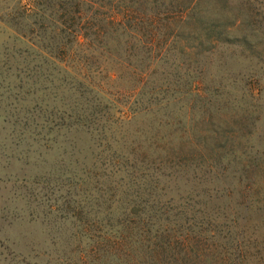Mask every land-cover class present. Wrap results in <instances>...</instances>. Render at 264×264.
Segmentation results:
<instances>
[{"label":"rangeland","instance_id":"374dc122","mask_svg":"<svg viewBox=\"0 0 264 264\" xmlns=\"http://www.w3.org/2000/svg\"><path fill=\"white\" fill-rule=\"evenodd\" d=\"M75 1L0 0V264H143L145 235L174 246L188 236L202 252L207 221L228 237L220 242L238 241L248 263L264 255V209L245 208L264 197V178H237L239 163L264 161V0H227L241 18L227 37L198 46L191 39L183 56L172 50L139 94L127 92L125 78L85 93L95 107L84 111V126L74 118L73 78L45 54L59 45V21L74 15ZM93 1L81 10L109 2ZM209 6L206 15L216 11ZM194 79L202 100L183 94ZM169 117L188 132L185 141ZM182 142L232 152L217 168L165 154ZM253 178L263 193L236 192ZM113 234L126 236L127 256L107 252L102 238Z\"/></svg>","mask_w":264,"mask_h":264},{"label":"trees","instance_id":"16d2710c","mask_svg":"<svg viewBox=\"0 0 264 264\" xmlns=\"http://www.w3.org/2000/svg\"><path fill=\"white\" fill-rule=\"evenodd\" d=\"M226 1L109 0L104 5H98L102 11L98 12V8L93 14H89L81 10V6L84 3H94L92 5L94 6L95 1L76 0L74 15L62 13L63 18L59 21L61 27L58 29L63 36L61 35L59 45L54 51H45L48 57L59 64L63 73L73 78L71 87L76 97L72 109H77L74 112V118L82 126L86 125L88 120L84 111L89 107H95L92 99L85 93H103L107 83L125 78L131 82L129 86L132 87L127 92L131 93V96L139 94L154 73L157 63L163 61L169 53H172V50L177 48L176 51L183 56L190 49L191 45L189 46L188 42L191 39L193 42L196 40L195 44L198 46L204 41L214 44L227 37L228 31L237 26L241 18L238 15L231 17L229 9L224 5ZM206 2L211 6L208 10H216L215 13L210 12L208 15L203 13V5ZM217 5L218 8H216ZM68 20L71 25L67 23ZM136 56H138L137 65L131 63V58ZM172 84L175 86L178 83ZM185 86L187 88L183 94L191 93L201 100L205 98L201 94L199 79L191 80ZM158 88L161 89V86ZM186 106L190 109L191 103ZM165 120L167 121L164 122L172 127L173 132L179 131L178 136L181 141H185L184 138L188 132L178 128L180 121L175 117ZM160 122L161 120L158 123ZM91 132L98 134L96 129L89 134H92ZM213 133H216L215 130ZM230 147L231 145H216L209 148L204 143L188 145L182 142L179 148L173 147L175 153L168 152L171 149L169 147L165 150V154L171 159L174 157L178 162L203 161L207 163L206 166L217 168L228 151L232 152ZM225 162L229 163V161ZM246 163V165L239 163L240 171L237 178H251V176L264 178V161L255 160L252 156ZM220 168L223 173L226 166L222 165ZM216 176L219 177L222 174L219 173ZM254 180L253 178L245 190L237 189L236 192L238 191L244 197L263 193ZM232 194L231 189L226 190L227 198L231 199ZM246 203L245 208L252 206L255 209H264L263 196L258 199H249ZM227 207L230 212H235L233 207ZM207 223L212 225L208 233L200 237L201 240L206 241L204 249L201 248L202 252L194 249L189 241L191 237L188 236L180 240L175 239L174 246L172 241L159 240L157 235L151 238L145 235L142 240V246L145 248L143 264H264V255L261 252H258L248 263L249 258L239 248L238 241H235V244L226 243L227 241L220 242L216 239L217 237L221 238V241L227 240L228 237L220 234L216 223L215 225L210 221ZM103 240H106V249L111 255L124 253L127 256L129 254L130 248L127 246L128 242L124 234L105 235ZM229 248L238 249V252L231 251ZM192 255L195 256L191 258Z\"/></svg>","mask_w":264,"mask_h":264}]
</instances>
